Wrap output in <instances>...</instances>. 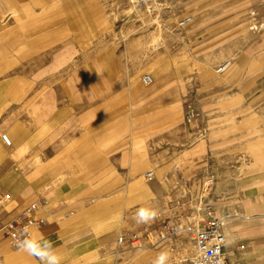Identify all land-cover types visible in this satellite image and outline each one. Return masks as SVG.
<instances>
[{
	"label": "rangeland",
	"instance_id": "374dc122",
	"mask_svg": "<svg viewBox=\"0 0 264 264\" xmlns=\"http://www.w3.org/2000/svg\"><path fill=\"white\" fill-rule=\"evenodd\" d=\"M241 1L158 0L146 12L129 0H29L25 8L0 0L3 73L33 66L23 74L37 83V97L51 91L59 101L53 107L64 143L60 158L82 153L85 166L68 169L84 176L95 190L90 196L131 210L128 229L150 235L142 248L118 244L116 264L140 257L155 264L161 253L167 264H191L197 253L183 229L190 211L183 202L199 194L209 172L216 177L212 206L213 196L239 191L264 198V150H258L264 146L257 145L264 135L254 129L264 132V0L244 9L243 20H257L244 26L251 34L242 39L234 18ZM91 3L100 15L88 16ZM186 16L191 21L181 25ZM147 74L150 84L142 81ZM134 155L148 163L132 174ZM147 170L184 171L178 178L188 179L187 193L166 218L172 232L156 216L137 222L141 203L152 208L144 190H129L125 201L126 186L139 180L145 186Z\"/></svg>",
	"mask_w": 264,
	"mask_h": 264
},
{
	"label": "crops",
	"instance_id": "0c3cea01",
	"mask_svg": "<svg viewBox=\"0 0 264 264\" xmlns=\"http://www.w3.org/2000/svg\"><path fill=\"white\" fill-rule=\"evenodd\" d=\"M12 2L25 8L29 0ZM249 3L250 0H242L234 17L240 22L238 34L241 39L251 34V28L244 26L252 19L257 20L255 17L243 20L242 13ZM96 7L94 3L90 4L89 17L100 15ZM16 39L21 40L22 35L18 34ZM29 43L36 48V42ZM243 52L244 49L240 55ZM237 65L234 64L229 72ZM3 66L0 63V225L23 220L26 207L38 202L34 211L38 222L31 224L32 234L38 237L42 234L43 239L53 243L62 258L61 264H116L117 239L128 229L132 211L128 214L125 207H118L117 202L106 196H90L95 190L86 186L84 176L68 169L85 166L82 153L77 152L71 159L60 158L64 143L57 138L62 133L55 123L59 110L53 107L59 101H54L51 91H46L44 97H37V83L33 85L34 81L23 74L34 71L33 66L30 64L23 69L20 66L6 73H3ZM254 129L258 135H264L258 127L254 126ZM4 133L10 136V145L3 142L1 136ZM252 143L257 144L256 141ZM258 150H264V147ZM189 161L191 164L198 162L195 159ZM146 163L148 160L144 155H134L131 173L138 172ZM181 172L155 173L154 178L146 180L145 186L141 180L132 183L130 189L126 186L125 201L129 190H144L153 209L173 206L174 180L183 176ZM190 175L196 182L198 175L194 172ZM263 199L256 194H244L243 197V191L228 197H212L214 215L222 222L226 237L225 253L229 264H264ZM142 207L149 208L141 203L139 209ZM124 263L144 264L145 260L143 257L128 258ZM0 264H40V261L13 247L0 229Z\"/></svg>",
	"mask_w": 264,
	"mask_h": 264
},
{
	"label": "built area",
	"instance_id": "2783aa9c",
	"mask_svg": "<svg viewBox=\"0 0 264 264\" xmlns=\"http://www.w3.org/2000/svg\"><path fill=\"white\" fill-rule=\"evenodd\" d=\"M133 6L139 10L146 12H154L158 0H129ZM191 21V16L183 17L180 20L181 25H186ZM143 83L150 84L153 82V77L150 74L144 75ZM6 145L11 144V138L7 133L1 136ZM155 177L153 170H147L144 173V178L150 180ZM215 175L212 172L207 173L201 182L200 192L197 196L190 197L183 205L188 204L189 214L187 220L183 224L185 229L191 236L196 247V259L191 264H229L225 253L226 237L222 231V222L214 215V208L210 202V192L215 183ZM188 179L179 177L174 180V192L172 194V202L174 207L180 205L182 193H187ZM38 206V202L31 203L23 212V220L11 221L0 225V229L4 231L8 237L10 244L17 247L18 241L25 236L24 230L28 229L30 233L31 224L38 222L34 216V211ZM173 207V208H174ZM171 207L161 209L157 212L156 217L161 221L163 231L172 232L176 228L168 221L167 215L171 211ZM199 217L195 219V217ZM162 233V231H161ZM145 238L144 235L137 230L128 229L122 231L118 236V244H128L133 248L145 247L150 235Z\"/></svg>",
	"mask_w": 264,
	"mask_h": 264
},
{
	"label": "clouds",
	"instance_id": "9594fccd",
	"mask_svg": "<svg viewBox=\"0 0 264 264\" xmlns=\"http://www.w3.org/2000/svg\"><path fill=\"white\" fill-rule=\"evenodd\" d=\"M157 213L150 208H140L135 213L137 222H147L153 219ZM25 236L22 240L18 241L17 247L26 252L29 256L35 257L40 261V264H61V256L58 255L53 243L50 240L43 239V236L33 235L28 231L24 230ZM168 259L166 253H161L155 261V264H165Z\"/></svg>",
	"mask_w": 264,
	"mask_h": 264
},
{
	"label": "bare ground",
	"instance_id": "6f19581e",
	"mask_svg": "<svg viewBox=\"0 0 264 264\" xmlns=\"http://www.w3.org/2000/svg\"><path fill=\"white\" fill-rule=\"evenodd\" d=\"M228 64H229V61L225 62V63L222 65V69L225 68ZM153 81H154V80H153Z\"/></svg>",
	"mask_w": 264,
	"mask_h": 264
}]
</instances>
